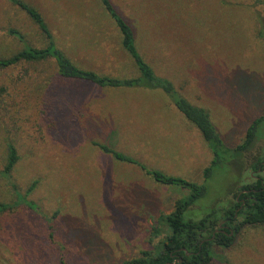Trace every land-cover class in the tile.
I'll use <instances>...</instances> for the list:
<instances>
[{
  "label": "rangeland",
  "instance_id": "1",
  "mask_svg": "<svg viewBox=\"0 0 264 264\" xmlns=\"http://www.w3.org/2000/svg\"><path fill=\"white\" fill-rule=\"evenodd\" d=\"M25 1L40 12L56 47L78 68L119 78L137 75L100 0ZM110 1L132 26L155 73L205 108L228 146L238 144L251 121L264 115V39L258 35L263 0ZM8 28L35 47L45 44L24 11L0 0L2 56L22 47ZM9 141L19 159L8 179L0 176V205H7L0 209V264H60V250L61 264H121L166 237L159 216L169 214L187 190L155 181L139 166L104 154L93 141L148 169L205 184L206 194L183 214L187 221L232 204L239 186L253 182L252 164L259 157L264 163L262 136L204 180L212 153L164 92L64 80L51 60L0 72V170ZM258 175L264 178V169ZM35 180L26 195L36 205L30 210L18 203L13 186L24 195ZM36 210L45 216L56 212L52 237ZM211 250L208 264H264V225H244L230 247Z\"/></svg>",
  "mask_w": 264,
  "mask_h": 264
},
{
  "label": "trees",
  "instance_id": "2",
  "mask_svg": "<svg viewBox=\"0 0 264 264\" xmlns=\"http://www.w3.org/2000/svg\"><path fill=\"white\" fill-rule=\"evenodd\" d=\"M8 1L27 14L38 27L45 40V44L42 47H35L26 41L20 31L8 28L6 33L17 39L22 44V47L8 56L0 55V72L20 66L45 63L51 60L55 66V74L64 80L83 82L93 85L98 89H160L169 97L174 107L198 130L212 153L210 164L202 171L204 180L209 179L214 170L226 167L225 163L229 159H236L248 152L254 141L264 136V115H260L251 121L246 128L242 140L238 144L232 147L228 146L212 123L208 111L184 97L175 87L172 80L155 73L150 63L145 60L143 54L139 51L140 49L137 45L132 26L117 12L110 0H100V2L120 32L121 47L129 56L133 66L138 70L136 76L119 78L100 75L92 70L78 68L56 47L52 32L40 12L34 6L25 0ZM258 35L264 39V19L261 18L259 19ZM6 90L4 87L1 88V92H5ZM17 95H19V92L14 94L15 97ZM41 100H43V97ZM78 102L74 104V107L77 109H79ZM92 143L101 152L111 155L117 161L139 166L146 174L152 176L155 181L165 185H177L188 192L186 196L174 202V209L169 214H161L159 216V221H163V225L168 229V233L162 242L158 246H155L152 251L142 250L139 257L121 264H208L213 257L212 245L228 248L233 244L237 233L244 225H264V178L260 175V179L252 183L243 182L235 192L234 200L229 206L222 207L221 209L214 208L208 215L198 221H187L183 219V214L196 200L206 194L207 188L205 184L190 182L179 176L167 175L160 170L148 169L132 156L117 151L108 144L96 141ZM18 159L19 155L16 146L10 141L7 142V157L0 170V176L8 179ZM261 162L262 159L260 157L257 158L251 168L253 170H257L258 168L264 169ZM35 184L36 180L28 186L24 195L20 194L16 187L12 185L18 203L23 202L30 210H33L36 205L26 199V195L30 193ZM251 187L255 191L238 194L239 191ZM5 208H7V205H0L1 210ZM36 211L47 223L50 230L49 236L52 237V223L56 217V212H53L51 216H45L38 210ZM223 218L227 219L225 224L229 228H225L224 231H218L213 240H206L205 238L211 236L219 220ZM57 254L59 256L58 262L61 264L64 254L61 253V250L57 251Z\"/></svg>",
  "mask_w": 264,
  "mask_h": 264
},
{
  "label": "flooded vegetation",
  "instance_id": "3",
  "mask_svg": "<svg viewBox=\"0 0 264 264\" xmlns=\"http://www.w3.org/2000/svg\"><path fill=\"white\" fill-rule=\"evenodd\" d=\"M262 163V166L264 167V163ZM263 169L262 168H258L257 170H251L250 171V177L252 179V181H256L258 179H260L259 177V173L262 171ZM254 172H257L258 174H254ZM252 191H255V189H253L252 187L251 188H248V189H243L241 191H239L238 194H241V193H245V192H252ZM227 221L226 218H223V219H220L219 220V223L217 224V227L212 231V234L210 237H207L205 238L206 240H213V238L215 237V234L218 232V231H224L225 228H229L225 222Z\"/></svg>",
  "mask_w": 264,
  "mask_h": 264
}]
</instances>
